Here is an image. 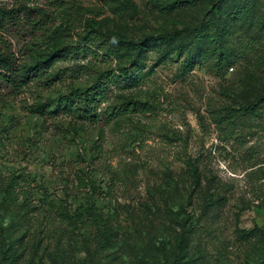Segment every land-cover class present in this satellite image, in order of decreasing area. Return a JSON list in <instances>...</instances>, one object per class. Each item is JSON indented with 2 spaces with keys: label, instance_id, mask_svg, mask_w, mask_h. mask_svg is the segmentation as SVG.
Segmentation results:
<instances>
[{
  "label": "rangeland",
  "instance_id": "obj_1",
  "mask_svg": "<svg viewBox=\"0 0 264 264\" xmlns=\"http://www.w3.org/2000/svg\"><path fill=\"white\" fill-rule=\"evenodd\" d=\"M62 1L44 36L0 32L33 68L0 83V264H264V0ZM103 69L125 114L55 110Z\"/></svg>",
  "mask_w": 264,
  "mask_h": 264
},
{
  "label": "trees",
  "instance_id": "obj_2",
  "mask_svg": "<svg viewBox=\"0 0 264 264\" xmlns=\"http://www.w3.org/2000/svg\"><path fill=\"white\" fill-rule=\"evenodd\" d=\"M178 2L184 4L187 0L172 3V8ZM217 2L218 0H215L213 4ZM52 3L53 10L32 3L30 0H16L11 6L0 4V32H13L15 36L27 34L32 38L44 36L48 32L49 26L56 20L57 9L64 7V1L62 0H53ZM188 3H192V1ZM133 45L142 48V42H134ZM19 59L15 57V52L10 50L8 44L5 43L0 46V83L5 84L6 87L15 92H20L25 88L33 69L23 67ZM36 72H39V69H36ZM128 75L129 73L122 69L117 72L111 69L97 70L89 86L84 89H74L60 97L55 105V110L57 111L60 107L66 108L73 117L79 120L97 122L102 120V115H104L106 122L112 121L125 114L128 111L129 104L115 106L110 111L108 109L99 110L100 105L108 100L112 85L123 84ZM259 103L264 104V97H261ZM250 106L253 108L254 104L245 108H229V110L239 113L243 110L247 111ZM32 112L42 114L46 112V107L44 105L34 107ZM246 177L249 179H263L264 168L258 166L251 169L246 173ZM16 179H19V176ZM10 181L9 187L12 189L19 184L15 183L13 179ZM80 182L83 183V181ZM253 197L255 200L264 203V194L254 192ZM44 200H46V197H44ZM2 255L4 256V253Z\"/></svg>",
  "mask_w": 264,
  "mask_h": 264
}]
</instances>
